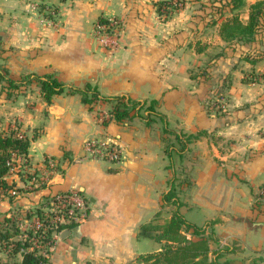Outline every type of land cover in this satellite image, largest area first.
Instances as JSON below:
<instances>
[{
  "label": "crops",
  "instance_id": "crops-1",
  "mask_svg": "<svg viewBox=\"0 0 264 264\" xmlns=\"http://www.w3.org/2000/svg\"><path fill=\"white\" fill-rule=\"evenodd\" d=\"M159 1L0 0V72L8 79L53 76L66 87L144 104L119 124L110 120L111 103L89 105L66 92L47 104L34 83L8 97L0 82V133L18 122L31 139L26 173L57 165L30 190L6 176L20 192L0 201V216L29 217L71 189L88 203L87 219L66 228L52 264H130L158 251L138 232L158 213L170 218L174 209L162 208V196L174 180L187 222L243 243L263 230L264 240V215L253 210L264 185V80L242 82L264 73V61H240L248 47H227L223 20L210 22L211 0H185L168 19L157 13ZM255 1L245 0L246 8ZM100 18L121 22L118 49L95 37ZM219 91L226 109L211 108ZM89 141L117 146L120 161L90 157Z\"/></svg>",
  "mask_w": 264,
  "mask_h": 264
},
{
  "label": "trees",
  "instance_id": "trees-1",
  "mask_svg": "<svg viewBox=\"0 0 264 264\" xmlns=\"http://www.w3.org/2000/svg\"><path fill=\"white\" fill-rule=\"evenodd\" d=\"M173 1L163 0L155 4L159 16H164L165 19H168L180 8L179 6L185 3V0H176L175 3ZM244 6L245 0H213L211 2L210 22L215 25L218 21L223 20L219 26V35L229 48L234 47L238 43H243L244 45L254 44L258 41V37L260 39L264 37V0H257L249 5L247 18L242 21L239 16V10ZM99 22L102 24L106 20L100 18ZM262 47H264V44H261ZM250 56L249 53H246L243 59L251 64L260 60L259 56ZM200 72L202 73L203 71ZM260 79L264 80V73L251 72L246 77H243L242 82L252 84ZM0 82L3 83L2 90L6 92L8 97H12L23 88H27L30 83H34L47 104L55 96L66 92L79 94L82 97V101L89 105L95 102L111 103L110 120L119 124L139 116L144 106V104L132 102L124 96L118 98L101 97L95 89L89 87L86 90L66 87L53 76L29 75L15 82L0 72ZM146 112L152 114L153 109L149 107ZM30 141L29 136L21 132L18 122H14V127L7 132L0 133V201L8 199V201L12 202L18 195L17 192H20L15 183L9 184L6 181V176L9 169L15 166L18 160L22 162V166L30 168V163L27 159ZM36 176H38V173L34 172L26 174L25 178L30 180ZM12 192H15L16 195H11ZM180 194L181 190L175 184V180L172 181L170 189L162 196V208L174 209L170 218L159 223L160 213H158L152 222L143 225L139 229L138 237L152 240L158 244L159 250L138 255L130 264H228L219 263V259L223 254H230L231 251L229 249H220L211 253L210 243H216L211 232H208L207 228L197 227L187 222L179 214L178 209L181 206ZM253 210L257 215H264V185L260 187L255 195ZM17 234L18 232L9 219H1L0 252L6 258L5 260H0V264H52L50 256L44 257L35 251L27 252V243L13 239Z\"/></svg>",
  "mask_w": 264,
  "mask_h": 264
},
{
  "label": "built area",
  "instance_id": "built-area-1",
  "mask_svg": "<svg viewBox=\"0 0 264 264\" xmlns=\"http://www.w3.org/2000/svg\"><path fill=\"white\" fill-rule=\"evenodd\" d=\"M121 32V22L114 18L108 19L96 28V36L101 47L111 51L119 48ZM85 147L92 158L106 159L110 162L120 161V149L111 143L89 141ZM56 168V163L51 162L46 173L26 180V167L22 166V162L18 160L15 166L9 169L7 176H14L24 183L26 190H30L33 187L45 185L49 175L56 172ZM11 195H16V193L12 192ZM88 214V203L77 190L71 189L64 193L54 194L29 217L26 215L24 218L17 215L10 217L13 227L18 232L14 240L27 243V252L35 251L44 257H49L66 228L85 221Z\"/></svg>",
  "mask_w": 264,
  "mask_h": 264
},
{
  "label": "rangeland",
  "instance_id": "rangeland-1",
  "mask_svg": "<svg viewBox=\"0 0 264 264\" xmlns=\"http://www.w3.org/2000/svg\"><path fill=\"white\" fill-rule=\"evenodd\" d=\"M212 1L213 0H211V2ZM202 5H204V4H201V6ZM239 16L242 19V21L246 20V18H247L246 6H244L241 10H239ZM114 19H116V18H114ZM95 37L97 38L96 30H95ZM261 44H264V37L262 39H260L258 37V41L256 43L250 44V45H244L243 43L235 44V46L232 47L231 49L235 52V51H237L238 48H241L240 51H243V53H244V47H248V48H246L245 53H249L251 55L250 57L259 56L260 61H264V47L261 48ZM243 58H244V55L243 56L241 55L240 61L242 60L243 62L244 61L248 62V61L244 60ZM236 65H238V63ZM219 93H222V92L219 91V92H217L216 95L212 94V97L210 99V101H212L211 108H212V106H213V108L218 106L219 108L222 107V108L226 109L227 105H228L226 95L224 93H222V94H219ZM15 95H17V93H15L14 96ZM208 108H210V105L208 106ZM209 110L211 111V109H209ZM220 110L221 109H219V111ZM212 111L219 112L218 108L216 110H212ZM166 217H167V214L165 212H163L161 217L158 219V222L162 223L164 220H166ZM186 217L189 218L188 215H186ZM1 219H3L2 216H0V221H1ZM255 220H256V218H253L252 220L248 221V222H250V226L253 222H256ZM258 231L262 232L263 230H258ZM261 232L255 233L254 235L252 234L250 236H246V238L244 239V243H243L241 239L235 240V239H224V237H216V236H214L213 232L211 231V234L213 235V239H215L214 241H216V243H214V242L210 243L211 253L213 251L214 252L219 251L220 249H229L231 251L230 254L229 253L223 254L222 257L219 259V263L264 264V240H262V238L259 237V236H261ZM154 245H155V242H154ZM255 246L259 247L258 249H261L262 251L261 250H254L253 247H255ZM158 248H159V246H158ZM147 250L148 251H143V253L152 252L153 248H151V249L148 248ZM5 258H6L5 255L0 252V260H5Z\"/></svg>",
  "mask_w": 264,
  "mask_h": 264
},
{
  "label": "water",
  "instance_id": "water-1",
  "mask_svg": "<svg viewBox=\"0 0 264 264\" xmlns=\"http://www.w3.org/2000/svg\"><path fill=\"white\" fill-rule=\"evenodd\" d=\"M68 231H65L64 233H62L61 237H64V234H66Z\"/></svg>",
  "mask_w": 264,
  "mask_h": 264
}]
</instances>
